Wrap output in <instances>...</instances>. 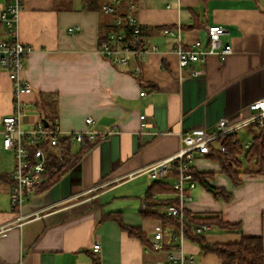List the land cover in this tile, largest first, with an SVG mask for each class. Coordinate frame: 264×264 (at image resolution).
Segmentation results:
<instances>
[{
    "label": "crops",
    "instance_id": "1",
    "mask_svg": "<svg viewBox=\"0 0 264 264\" xmlns=\"http://www.w3.org/2000/svg\"><path fill=\"white\" fill-rule=\"evenodd\" d=\"M22 2L18 37L30 47L23 76L33 87L21 95L32 104L23 126L31 128L41 120L46 124L39 103H47L62 138L89 128L114 132L90 144L54 184L39 188L21 209L14 208L8 175L16 159L3 146L2 130V118L13 112L14 92L0 54V264H171L172 256L179 255L172 249L171 229L160 219L144 217L141 210L154 183L172 186L176 167L172 162L158 178L146 169L178 152L183 133L215 129L222 118L247 116L249 102L264 96V0H136L134 13L147 50L125 65L98 51L106 19L100 10L83 9L82 0ZM192 23L197 26L183 27ZM211 24L226 26L223 40L231 44L232 53L225 60L214 53L205 62L181 67L178 42L200 39L207 45ZM166 27L174 34L165 33ZM5 38L0 22V40ZM194 69L204 73L191 75ZM88 117L94 124L87 123ZM238 134L243 142L252 137L248 126ZM5 150L12 152L13 162L3 160ZM70 150L83 151L78 146ZM193 164L198 171L213 172L208 180L232 195L217 199L197 183L188 191L185 210L221 214L240 224L239 231L212 227L204 233L206 240L237 242L242 234L264 239V175L243 173L242 182L234 186L210 155H199ZM155 196L178 197L176 190ZM166 205L153 208L165 212ZM19 214L27 217L17 220ZM117 216L140 227L151 242L161 226L167 248H148L121 227ZM96 242L100 251L93 248ZM182 250L194 256L188 264H222L217 254L203 252L192 239L183 240Z\"/></svg>",
    "mask_w": 264,
    "mask_h": 264
},
{
    "label": "built area",
    "instance_id": "2",
    "mask_svg": "<svg viewBox=\"0 0 264 264\" xmlns=\"http://www.w3.org/2000/svg\"><path fill=\"white\" fill-rule=\"evenodd\" d=\"M121 0H112L111 3L102 5V10L106 14L114 12V5ZM129 11L124 16L116 18V23L128 21L133 27V42L128 44L125 42L123 32L111 31L106 40L99 43V53L115 64L125 65L131 57H137L139 54L147 50V43L142 40L140 22L133 12L137 8L136 0H127ZM23 9L22 0H4L0 2V22L6 28L7 38L0 40V54L6 63L11 78L14 92L13 112L2 118L3 124V146L7 150H12L16 159L14 170L8 175L10 180V203L14 208L21 209L23 205L30 201L39 186L48 178L46 174V166L50 159V154L62 157L64 147L60 143L62 138V130L58 123L53 125L45 124L44 121H38L31 128L23 126V118L27 115V111L31 107L29 101L21 98L23 93L33 91L32 84L23 76L26 65V58L30 51V47L22 42L18 37V20ZM75 27H70L73 31ZM165 33L174 34L171 27L165 28ZM208 41L207 45L198 39L191 44L178 42L175 52L181 67L189 66L195 62H205L210 54H218L221 60H225L232 53L233 48L230 43L224 42L223 36L228 34V29L222 24H211L207 26ZM139 67L136 68L138 72ZM202 69H194L191 75H201ZM142 95L145 91L141 92ZM249 114L238 120L230 118L220 119L215 129L206 127L195 128L182 134L183 145L174 155L164 158L148 166L146 169L151 177L158 178L167 173L174 162L177 176L172 182L173 188L176 190L179 204H169L164 207V211L170 215L177 216L180 219L179 234L171 236L173 242L178 245L172 247L179 252L178 256H172L171 264H187L194 261L193 255L186 256L182 250V242L185 238V208L186 198L191 196L188 194L189 189L194 188L197 181L193 174L194 161L199 155H209L213 145L218 146V139L223 135L238 133L244 127L252 123H258L264 126V96L254 99L248 104ZM145 115H141L144 120ZM87 123L92 125L95 120L92 117L86 119ZM114 130L100 131L94 129H85L70 132L65 137L70 148L78 146L81 149H87L90 144L97 139H104ZM245 147H249L250 141H245ZM222 152L226 149L220 147ZM26 214H19L17 220L24 219ZM210 229L207 224L192 226V230L197 233L206 232ZM154 250L165 249L163 241V230L158 226L155 230L154 239L152 240ZM95 251L101 250V244L96 242L93 246Z\"/></svg>",
    "mask_w": 264,
    "mask_h": 264
},
{
    "label": "trees",
    "instance_id": "3",
    "mask_svg": "<svg viewBox=\"0 0 264 264\" xmlns=\"http://www.w3.org/2000/svg\"><path fill=\"white\" fill-rule=\"evenodd\" d=\"M112 0H82L83 9L100 10L106 17L101 23L99 43L106 40L109 32H123L125 42L131 44L133 42V27L128 21L116 23V18L124 16L129 11L127 0H121L114 5V12L106 14L102 10V5L111 3ZM134 12V11H133ZM197 26L196 23L183 26L184 28H192ZM39 107L45 112V119L50 122V126L55 123L48 113L50 104L39 103ZM53 109H51V112ZM52 114V113H51ZM54 114V113H53ZM53 121V122H52ZM252 133L249 147H245V142L239 137L238 133L223 135L219 137L218 146L212 147L210 157L220 163V172L229 177L234 186L242 182L241 175L243 173L264 175V126L258 123H252L249 126ZM60 143L65 148L62 157L50 154V159L46 166V174L48 178L39 188H47L54 184L66 171H68L80 158L81 154L86 150L72 153L67 144V138H60ZM224 146L226 151L222 152L220 147ZM194 177L203 188L211 192L217 199L228 200L232 193L223 187L213 185L208 179L214 175L213 172H201L193 169ZM38 188V189H39ZM171 192L175 189L164 183H154L146 196V207L141 210L142 215L148 218L162 220L165 226L171 229V236L179 234L180 219L177 216L162 212L153 207L163 204H179L178 197L157 198L156 192ZM121 227L128 231L132 236L138 237L144 245L153 249L152 242L148 239L147 234L140 228L126 224L121 216H117ZM207 224L210 228L215 227L223 231H239L240 224L226 221L221 214H192L191 211L185 210V238L192 239L200 244L203 252H213L222 260V264H264V239L262 236H253L242 234L241 239L237 242L229 243H210L206 240L205 232L197 233L192 230V226ZM170 236V237H171ZM172 247L178 245L170 238ZM168 245L164 244L167 248ZM188 264V263H187Z\"/></svg>",
    "mask_w": 264,
    "mask_h": 264
},
{
    "label": "rangeland",
    "instance_id": "4",
    "mask_svg": "<svg viewBox=\"0 0 264 264\" xmlns=\"http://www.w3.org/2000/svg\"><path fill=\"white\" fill-rule=\"evenodd\" d=\"M242 141L244 140L243 138H241ZM2 158L4 161H12L13 162V155L11 151H3V153L1 154Z\"/></svg>",
    "mask_w": 264,
    "mask_h": 264
},
{
    "label": "water",
    "instance_id": "5",
    "mask_svg": "<svg viewBox=\"0 0 264 264\" xmlns=\"http://www.w3.org/2000/svg\"><path fill=\"white\" fill-rule=\"evenodd\" d=\"M46 124H48V123L46 122Z\"/></svg>",
    "mask_w": 264,
    "mask_h": 264
}]
</instances>
